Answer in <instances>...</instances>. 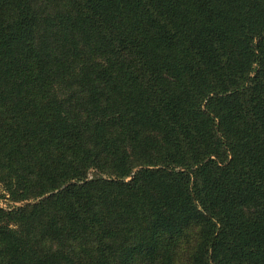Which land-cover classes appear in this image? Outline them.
Returning a JSON list of instances; mask_svg holds the SVG:
<instances>
[{
	"label": "trees",
	"instance_id": "obj_1",
	"mask_svg": "<svg viewBox=\"0 0 264 264\" xmlns=\"http://www.w3.org/2000/svg\"><path fill=\"white\" fill-rule=\"evenodd\" d=\"M0 198V264H264V0H0Z\"/></svg>",
	"mask_w": 264,
	"mask_h": 264
},
{
	"label": "rangeland",
	"instance_id": "obj_2",
	"mask_svg": "<svg viewBox=\"0 0 264 264\" xmlns=\"http://www.w3.org/2000/svg\"><path fill=\"white\" fill-rule=\"evenodd\" d=\"M93 170H91V172L88 174V177H92V174H93ZM21 203V202H20ZM19 202H13L11 200H9L8 198H0V207H3L5 209H8V207L14 205V204H20ZM186 253L187 252V248L186 250L184 251L183 250V253Z\"/></svg>",
	"mask_w": 264,
	"mask_h": 264
}]
</instances>
